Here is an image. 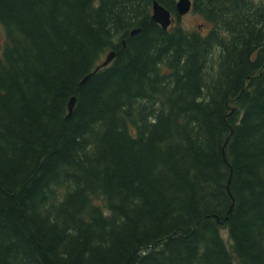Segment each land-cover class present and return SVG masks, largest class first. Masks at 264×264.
Segmentation results:
<instances>
[{
  "label": "trees",
  "instance_id": "1",
  "mask_svg": "<svg viewBox=\"0 0 264 264\" xmlns=\"http://www.w3.org/2000/svg\"><path fill=\"white\" fill-rule=\"evenodd\" d=\"M153 1L0 0V264H264V0Z\"/></svg>",
  "mask_w": 264,
  "mask_h": 264
},
{
  "label": "water",
  "instance_id": "2",
  "mask_svg": "<svg viewBox=\"0 0 264 264\" xmlns=\"http://www.w3.org/2000/svg\"><path fill=\"white\" fill-rule=\"evenodd\" d=\"M193 7H194V0H177L176 8L178 15L180 17L191 12L193 10ZM152 20L160 24L163 27V29L167 30L171 27L172 23L175 20V17L168 8L162 5L158 0H154L152 5ZM139 32L140 29H134L131 32V34L136 35ZM115 56H116L115 51L110 52L107 55L105 61L95 69L94 73L97 72L101 67L108 66L113 61ZM90 76L91 75L86 76L83 81H86ZM75 104H76V97L73 96L69 104V114L73 112ZM231 210L232 208L230 209V212Z\"/></svg>",
  "mask_w": 264,
  "mask_h": 264
},
{
  "label": "rangeland",
  "instance_id": "3",
  "mask_svg": "<svg viewBox=\"0 0 264 264\" xmlns=\"http://www.w3.org/2000/svg\"><path fill=\"white\" fill-rule=\"evenodd\" d=\"M175 17V16H174ZM180 24L182 27H184L187 30H199L203 34H206L208 31L209 26L203 19L201 15L198 13H195L193 11L183 15L180 17V19H177L175 17L174 22L172 23L171 27ZM6 40V35L4 29L0 26V52L3 49L4 43ZM108 54V53H107ZM107 54L104 55L102 62L105 61Z\"/></svg>",
  "mask_w": 264,
  "mask_h": 264
}]
</instances>
